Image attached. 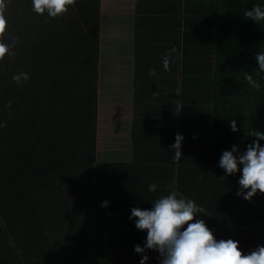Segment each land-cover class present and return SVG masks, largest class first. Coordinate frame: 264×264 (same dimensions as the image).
I'll return each mask as SVG.
<instances>
[{
	"label": "crops",
	"instance_id": "obj_1",
	"mask_svg": "<svg viewBox=\"0 0 264 264\" xmlns=\"http://www.w3.org/2000/svg\"><path fill=\"white\" fill-rule=\"evenodd\" d=\"M23 1L0 0L1 34L12 43L1 59H11V77L28 75L12 80L18 94L25 90L23 109L12 97L20 114H13L19 129L10 138L22 153L0 165V264H139L133 248L143 245L146 230L135 227L130 209L114 208L110 194L99 195L96 164L130 162L147 127L163 117L168 123L171 105L156 99V85L170 81L171 68L161 65L172 25L152 17L151 5L137 9L139 0H102L97 58L78 60L83 51L70 45L75 11L53 18ZM241 236L231 239L242 251ZM147 254L148 264H159L157 252Z\"/></svg>",
	"mask_w": 264,
	"mask_h": 264
},
{
	"label": "trees",
	"instance_id": "obj_2",
	"mask_svg": "<svg viewBox=\"0 0 264 264\" xmlns=\"http://www.w3.org/2000/svg\"><path fill=\"white\" fill-rule=\"evenodd\" d=\"M141 4L147 9L151 5L153 10L147 11L170 22L174 33L167 56L170 81L164 86L161 79V85H156V99L171 105L169 121L164 123L163 117L147 127V137L135 147L130 162L97 160L99 195L110 194L111 205L127 213L132 207L149 208L153 200L175 190L178 197L197 203L200 218L214 235L235 238L241 233L242 253L264 245V193L258 191L251 200L238 196L240 173L224 175L218 166L223 150L236 144L244 151L257 139L252 136L254 131H264V73L257 74L255 58L256 52L264 50V21L257 23L243 16L254 4L264 7V0H139L137 9ZM101 5L102 0H72L68 5L69 13L75 11L72 31L76 41L70 45L83 51L77 54L78 60L94 62L97 58ZM20 6L31 8V0ZM8 40L0 33V41L12 45ZM10 65L11 59L0 57V165L5 166L16 162L22 153L20 147L10 146L13 131L19 129L13 114H20L12 97L22 109L25 106L21 98L24 89L17 93ZM245 73L252 75L258 87L245 80ZM232 119L237 124L235 132L230 128ZM178 132L185 139L182 158L175 162L171 158L174 149L169 146ZM260 143L264 145V140ZM93 162L94 154L90 164ZM150 183L158 185L155 192L148 191ZM85 188L86 198L91 197ZM90 203L84 212L86 224L92 218Z\"/></svg>",
	"mask_w": 264,
	"mask_h": 264
},
{
	"label": "clouds",
	"instance_id": "obj_3",
	"mask_svg": "<svg viewBox=\"0 0 264 264\" xmlns=\"http://www.w3.org/2000/svg\"><path fill=\"white\" fill-rule=\"evenodd\" d=\"M71 3L72 0H31L33 12H46L53 18L66 13ZM243 16L257 23L264 21V7L254 4L244 11ZM5 26V17L0 15V33L5 31ZM11 47V44L0 41V57L6 53L10 55ZM255 58L257 74L264 73V50L256 52ZM163 68L169 70L167 56L163 58ZM21 77L28 79L27 73L16 74L13 78L20 82ZM245 80L253 87H258L251 74L245 73ZM229 123L231 130L237 131L236 121L232 119ZM252 136L257 139L248 144L244 151H240L239 145L234 144L230 150L222 151L218 161L224 175L240 173L237 195L246 200H251L258 191L264 193V145L260 143V140H264V131L256 130ZM184 139L183 134L178 132L174 143L169 146L174 149L171 158L175 162L182 158ZM157 187L156 183H150L148 191L155 192ZM108 205L109 201L102 202V207ZM200 215L201 208L197 203L191 198L178 197L175 190L153 200L149 208L132 207L129 219L134 221L138 230H146L143 245L136 244L133 248L140 255L139 264H148V250L158 253L159 264H264V245L242 253L239 241L215 238Z\"/></svg>",
	"mask_w": 264,
	"mask_h": 264
}]
</instances>
